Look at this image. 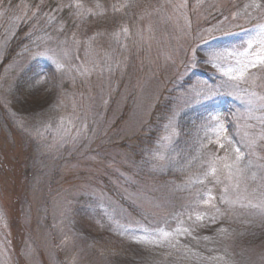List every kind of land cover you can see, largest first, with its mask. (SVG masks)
I'll use <instances>...</instances> for the list:
<instances>
[{"label": "rangeland", "instance_id": "rangeland-1", "mask_svg": "<svg viewBox=\"0 0 264 264\" xmlns=\"http://www.w3.org/2000/svg\"><path fill=\"white\" fill-rule=\"evenodd\" d=\"M262 62L264 0H0V264H264Z\"/></svg>", "mask_w": 264, "mask_h": 264}, {"label": "snow or ice", "instance_id": "snow-or-ice-1", "mask_svg": "<svg viewBox=\"0 0 264 264\" xmlns=\"http://www.w3.org/2000/svg\"><path fill=\"white\" fill-rule=\"evenodd\" d=\"M257 6H259V5H257ZM252 67L253 68H256L257 70H264V62H262L261 64L253 63L252 64ZM221 147H223V145H221ZM234 151L237 153V155H236V161L238 162V161L241 160V157L239 155V151L240 150L238 148H236Z\"/></svg>", "mask_w": 264, "mask_h": 264}, {"label": "trees", "instance_id": "trees-1", "mask_svg": "<svg viewBox=\"0 0 264 264\" xmlns=\"http://www.w3.org/2000/svg\"><path fill=\"white\" fill-rule=\"evenodd\" d=\"M8 166V168H10V165H7Z\"/></svg>", "mask_w": 264, "mask_h": 264}]
</instances>
